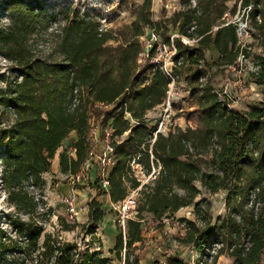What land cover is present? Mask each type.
Segmentation results:
<instances>
[{"label":"trees","instance_id":"16d2710c","mask_svg":"<svg viewBox=\"0 0 264 264\" xmlns=\"http://www.w3.org/2000/svg\"><path fill=\"white\" fill-rule=\"evenodd\" d=\"M226 1L196 0L190 7V0H181L188 7L153 23L148 13L151 0H144L131 26L119 30L115 45L108 44L115 39L111 30L99 28L89 18H72L55 33L51 53L40 58L31 51L29 39L45 20L41 0H0L8 19L5 25L0 24V48L15 65L16 74L0 93V106L13 115L8 125L0 127V182L14 211L0 215V264H115L113 258L96 250L74 241L61 242L45 233L36 218L44 213L37 210L44 204L42 197L39 194L35 199V191L25 184L30 180L32 186L42 182V173L49 170L61 147L60 171L79 170L88 156L92 116L102 125L111 120L115 135L129 130L114 144L115 164L108 174L111 201H121L128 193L124 182L132 157L140 153V161L150 169L149 154L141 146L147 149L155 125L149 127L143 117L163 102L171 77L153 62L154 45L138 61L148 44L139 38L146 27L152 28L162 45L171 44V29L180 35L172 40L176 51L170 73L174 80L185 82L193 105L185 116L193 125L157 134L152 153L160 164L159 173L149 190L140 191V202L137 199L132 209L136 216L126 218L124 235L118 231L115 236L111 249L114 257L123 264H139L140 254L132 250L142 240L140 219L145 215L161 219L192 206L197 215L204 212L209 216L211 200L205 192H222L224 213L213 222L202 216L199 226L194 220L181 218L186 223L183 239L194 243L201 253L195 264H208V253L216 245L215 254L209 255L210 264H216L224 250L232 259L230 264H259L264 260V102L244 109L232 107L215 90L208 75L214 65H235L245 52L237 23L222 19ZM241 3L248 9L251 35L264 41V0ZM181 36L195 39L196 44L183 42ZM210 47L218 54L217 62L206 57ZM250 76L264 91V58ZM75 88L78 102L70 108ZM95 101L111 107L96 108ZM124 108L140 123L131 125L124 118ZM72 132L73 138L65 142ZM70 143L75 146V158L69 159L65 147ZM128 180L130 187L139 183L134 176ZM98 181L97 177L96 185ZM87 206L85 230L94 234L104 210L96 198H90ZM165 261L186 264L173 255H167Z\"/></svg>","mask_w":264,"mask_h":264},{"label":"rangeland","instance_id":"374dc122","mask_svg":"<svg viewBox=\"0 0 264 264\" xmlns=\"http://www.w3.org/2000/svg\"><path fill=\"white\" fill-rule=\"evenodd\" d=\"M144 0H41L42 10L45 14L43 26L39 29L37 34L29 39V46L31 51L40 58L47 57L52 50L55 33L58 32L59 27L69 22L72 18L92 19L97 22L99 28L111 30L115 39L108 41V44L115 45L120 39L119 30L130 27L133 20L136 18L137 9L140 8ZM196 0H190V7H194ZM181 0H151L148 10L150 20L154 23L163 16L166 18L170 16L173 11L181 10L185 7ZM226 13L223 20H233L236 22L239 30V39L241 47L245 50L244 54L237 57L235 65L223 66L214 65L211 67L208 75L211 83L219 95L229 103L230 106L244 109L249 104H258L264 102L263 87L253 82L250 72L257 70L260 64V58H264V41L259 37L251 35L253 27L249 26L247 19L248 9H245L241 0H228L225 2ZM234 9V13L232 10ZM6 10L0 7V24L5 25L8 22ZM237 27V28H238ZM214 26L213 29H216ZM145 34L139 38L144 42H151L152 44V28L146 27ZM170 40L172 42L175 36H180L176 30H170ZM183 42L194 45L195 39H189L186 36H181ZM160 42V39H159ZM157 42H155L156 44ZM155 55V54H154ZM161 57L165 56V52L160 53ZM52 57H56L53 54ZM144 57V56H143ZM206 57L209 62H217L218 54L213 47H210L206 52ZM141 62V61H140ZM15 65L8 58L2 54L0 48V93L4 90L5 85L13 79L15 74ZM172 92L175 94V106H172L168 123L171 128L182 127L186 125H193L192 120L187 121L185 114L193 109L191 100L187 97L185 90V82L183 79L177 80L175 78ZM156 111L150 114L154 118ZM13 118L10 110H6L0 106V127L8 125ZM75 135L70 133L65 142H68ZM89 144L90 136L88 134ZM64 142V143H65ZM143 147L144 144H142ZM142 147V146H141ZM142 147V148H143ZM150 148L147 149V151ZM145 150V149H144ZM61 152L59 148L51 160V165L48 171L42 173L41 180L36 186L31 185V180L25 186L29 190L35 191L36 196L39 194L42 197L44 204H39L38 212H44L36 217L44 226V232L49 233L52 237L61 242L74 241L79 246L88 247L91 251H98L103 256L113 258L115 264H122L114 257L111 249L114 246L115 236L118 231L124 235L125 227L120 217L117 208L111 207L109 199L98 186L94 180L98 177L97 171L91 173L89 168L90 178L92 182H85L80 186L79 193L75 195V200L80 207L79 216L76 219H71L68 216L64 204L61 201L62 196L69 192V183L66 178V173H62L59 169L58 155ZM91 166L94 162L91 161ZM132 164L130 166L129 176H134L143 182L141 190H149L153 186V176L148 178V170L145 168L142 161ZM159 167V166H158ZM1 169V161H0ZM99 170V168H98ZM128 177L125 179L127 188L130 187ZM201 191L204 187L199 181L195 183ZM134 195L140 202L141 193ZM182 194L180 189L176 190ZM204 196L211 200V208L209 209V216L204 212L197 215L192 206H184L173 213H167L161 219L147 216L141 222L142 240L135 244L132 252L139 255V264H164L167 255H173L182 259L186 264H195V261L200 258L201 253L196 250L194 243L186 242L184 234L186 232V223L181 218L194 220L195 223L201 226L202 216L211 219V222L218 214L224 213V204L222 201V192L210 194L205 192ZM197 196V198H199ZM90 198H96L102 203L104 210L103 220L94 234L86 232L87 220V202ZM50 208L49 213H45ZM13 208L6 201V193L0 182V215L13 213ZM131 215L136 216L135 213ZM46 218V219H45ZM125 225V222H124ZM2 226L6 230H10L5 223ZM43 237H41L40 241ZM124 238V237H123ZM217 245L213 246L209 255L215 254ZM124 250H122V253ZM208 255L207 263H211V257ZM206 259V258H205ZM231 257L224 250L216 259V264H230ZM8 264V263H7ZM11 264V263H10ZM17 264V263H15ZM24 264H31L26 261ZM259 264H264L262 260Z\"/></svg>","mask_w":264,"mask_h":264},{"label":"built area","instance_id":"2783aa9c","mask_svg":"<svg viewBox=\"0 0 264 264\" xmlns=\"http://www.w3.org/2000/svg\"><path fill=\"white\" fill-rule=\"evenodd\" d=\"M233 22V20H227L225 23ZM240 27L237 28V33L239 35ZM152 35V44L151 42L147 44V47L144 48V51H142L138 56V61H141L143 59V56L147 54V51L150 47L153 45L156 46L155 49V55L153 56V62L158 64L162 72H164L167 76L171 77V81L168 84V89L166 91L165 99L162 103L157 105L156 107L148 110L144 114V120L146 121L147 125L151 127V125H155V127L150 130V138L148 140V148H150L148 151L145 149V151L149 154V160H150V169L148 170L147 177L150 178L153 176L155 178L160 170V164L158 162V159H156L152 153V145L155 141L157 134H163L166 135L168 131L171 129L168 123V118L170 116V112L173 106V102L175 101L174 93L172 92L173 84H174V78L172 77L170 73V66L173 64V55L176 51V48L174 44L171 42L170 45H162L161 42H159V36L155 34L153 31H151ZM155 42H157L155 44ZM164 51L165 56L161 57L160 53ZM77 88L74 89V97L72 99L70 108H73L77 102L78 98L76 96ZM94 107L96 108H103L105 110L109 109L111 107L110 104H104L102 102H93ZM156 111L154 115V118H151L150 114L152 112ZM124 118L128 119L131 125L139 124V120L133 119L131 116V113L124 108ZM129 130L124 131L120 136L113 134L114 128L111 125V120H109L105 125H102L99 122V119H96L94 116L90 118V128H89V136H90V144H89V151L88 156L85 159L84 163L81 165L79 170L75 173H66V178L69 183V192L65 193L61 201L64 204L66 210L68 211V216L71 219H76L79 216L80 207L77 204V201L75 200V195L79 193L80 186L84 185L85 182H92V179L90 178V170L92 169L93 165L91 166V161L94 162V164L97 165V171L98 174V188L106 194V196L109 199V203L111 207L117 208V211L120 214V217L123 221V227H125L124 222L126 221V218L134 213V210H132L136 206V200L137 198H134V195L139 193L141 186H143V182L141 183L139 179L138 185L135 187H129L128 193L126 197L121 201H111L109 198V179L108 174L113 165L115 164V157H114V144L119 143L124 135L127 134ZM63 148L61 147V150ZM65 153L68 156V158H75V146L73 144H68L65 147ZM137 162H140V153L136 154L129 162V165L132 166V164H137ZM157 162V164H156ZM159 166V167H158ZM91 169L89 170V168ZM137 178V177H136ZM35 199H37V196L35 194ZM147 216L145 215L144 218L140 219L141 222H143ZM123 264V263H122ZM166 264V263H164Z\"/></svg>","mask_w":264,"mask_h":264},{"label":"crops","instance_id":"0c3cea01","mask_svg":"<svg viewBox=\"0 0 264 264\" xmlns=\"http://www.w3.org/2000/svg\"><path fill=\"white\" fill-rule=\"evenodd\" d=\"M93 171H98V170H97V165H96V164L93 165V167H92V169H91V173H92Z\"/></svg>","mask_w":264,"mask_h":264}]
</instances>
